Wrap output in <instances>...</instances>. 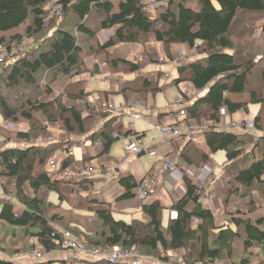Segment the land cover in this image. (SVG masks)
<instances>
[{"label":"trees","instance_id":"trees-1","mask_svg":"<svg viewBox=\"0 0 264 264\" xmlns=\"http://www.w3.org/2000/svg\"><path fill=\"white\" fill-rule=\"evenodd\" d=\"M152 1L166 5L145 11ZM47 2L0 0V48L15 50L14 56L0 62V194L4 195L0 197V264H19L12 261L19 254L63 251L62 232L76 237L87 250L120 247L138 261L118 264H152V259L167 264L170 254L184 264H252L249 256L254 249L262 255L256 263L264 264V219L248 216L259 208L256 198L264 203V0H64L59 14L50 19ZM111 29L115 33L101 42L99 34ZM149 38L162 45L170 62L182 47L187 52L195 48V54H187L177 64V76L170 81L160 84L165 73L157 72L123 83L120 93L126 105L132 101L142 106L149 97L153 100L168 88L187 84L195 95H204L184 107L185 119L213 128L222 125L223 112L248 117L249 106H258L251 131L222 133L223 205L231 197L248 201L246 214L236 212L239 217L232 218L230 226L217 225L185 174V196L167 209L175 210L177 219L165 226L166 208L159 201L139 206L144 220L127 223L114 219L109 204L73 202L61 190L66 182L48 176V161L57 151L77 147L78 139L100 144L96 157L104 171L111 145L130 133L123 134L116 125L120 115L101 106L107 92L87 91L86 81L78 79L99 75L100 60L113 75L140 72L153 62L146 51L133 62L108 50ZM26 41L32 46L19 48ZM60 77L69 82L54 94L52 87ZM175 151L181 162L197 168L208 160L192 141ZM90 161L86 154L80 160L70 154L60 163L59 172L82 170ZM94 181L88 177L68 183L90 194ZM118 184L125 190L118 200L132 199L136 180L128 174ZM50 191L57 193V205L48 201ZM63 203L71 205L74 213L64 211Z\"/></svg>","mask_w":264,"mask_h":264},{"label":"crops","instance_id":"crops-1","mask_svg":"<svg viewBox=\"0 0 264 264\" xmlns=\"http://www.w3.org/2000/svg\"><path fill=\"white\" fill-rule=\"evenodd\" d=\"M116 29L107 30L99 34L100 41L104 42L110 38ZM146 51L153 62L146 63L143 69L135 74L129 75H113L110 74L105 67L104 61H98L100 74L95 77L83 76L78 80L86 81V89L89 81H97L103 79L105 84H108L107 89L102 90H88L90 92H107L109 100L114 104V107L120 114L117 126L122 127L123 134L129 132L126 137L117 139L110 147L109 157L111 159L107 162L104 172L106 174L100 175V160L96 157L99 147L95 148L94 143L89 141H83L79 145L74 146L72 155L76 160H80L81 157L86 154L90 159L91 165L96 167V173L98 176L104 178V185L100 189L91 188L88 192L82 193L79 189L73 187L71 184H62L61 190L71 196L73 202L79 203L80 201L93 200L98 203L109 204L113 212V217L116 220H122L124 222H130L132 220H144V216L140 212L139 206L129 200H118L119 196L125 192V190L118 184L121 177L131 175L136 182L145 180L149 173L155 168L157 163H160L163 158L172 159L175 161L176 167L173 170L159 169L158 175L153 182L152 190L149 193L145 204L153 201H159L166 210L163 212L162 224L165 226L168 219V208L176 201L182 199L186 194V189L183 185V175L191 178L193 184L197 187V195L202 206L210 210L215 218L218 226H230L232 218H238L236 212L246 214V206L248 204L247 199L240 197H231L228 204L224 206L223 186L221 183L222 165L225 162V151L221 148L223 134L227 132H233L235 134H242L237 130H231L228 126L233 120L244 116L242 112H238L232 115H228L223 112L221 116L222 125L219 128H213L212 124H201L199 129L190 132H183L179 138L173 140V138H164L159 130V125H170L174 122L175 118L178 120L184 119L179 117L177 112L180 107L176 103V97L179 90L191 91V88L187 84L180 85L178 88H168L161 93H158L154 99L148 98L145 104L129 106L124 103V98L120 93L123 83L131 82L136 78L145 77L149 78L157 72L165 73L163 80L160 84L170 81L176 78V66L179 62L182 63L185 56L182 53H186L187 49L182 47L180 50L173 54L174 61L170 62L163 52L162 45L157 42H153L150 38L142 44H128L122 43L111 49L108 52L122 60L135 62L141 53ZM90 65L92 62L88 60ZM174 72L175 76L171 77V72ZM109 80L106 82V77ZM77 79H75L76 81ZM69 81L65 77H60L53 88V93H60ZM159 94H162L159 98ZM204 95V92L194 95L193 98L187 100L184 105L187 106L192 103L193 100ZM157 99V100H156ZM80 107L82 105L77 103ZM3 127H12L6 123H2ZM24 129V126H21ZM223 133V134H222ZM133 134L140 135L143 151L139 154H143L138 157L127 155L124 151L130 141H132ZM1 140V139H0ZM118 140L120 142L116 143ZM2 141V140H1ZM188 141H192L198 148H200L207 156L208 160L200 167L188 165L181 162L177 157L175 149H181ZM2 146V142L0 143ZM75 149H79L78 155L75 153ZM218 158V159H216ZM162 163V162H161ZM95 174V175H97ZM86 196L85 199V195ZM256 205L260 208L264 203L260 200V203L255 199ZM69 204L63 203L62 206ZM191 209V207H188ZM81 214V213H80ZM85 215H91L83 213ZM218 217V218H217ZM49 262L57 264L60 261H71L75 264L78 260H86L83 255L76 254L72 251H57L49 254ZM88 261V260H87ZM91 262L95 259H90Z\"/></svg>","mask_w":264,"mask_h":264},{"label":"built area","instance_id":"built-area-1","mask_svg":"<svg viewBox=\"0 0 264 264\" xmlns=\"http://www.w3.org/2000/svg\"><path fill=\"white\" fill-rule=\"evenodd\" d=\"M64 0H48L45 10L47 11V19H50L54 16H57L61 10L62 3ZM166 5L165 1L161 2H149L145 6V11H152L154 8L159 6ZM15 54V50L8 51L5 48H0V62H2L7 56L12 57ZM188 55H194L195 54V48L191 49L187 53H182V56ZM109 80V77H106V82ZM194 93L192 91H184L177 94L176 97V103L179 105L180 109L177 112L179 117H184V119L178 120L175 118L174 122L170 125H159V130L164 138H179L181 133L183 132H190L195 131L199 129V125L195 123L194 121L185 119L186 111L184 109V105L187 103V100L194 97ZM101 106L111 112L113 115L118 116L120 115L119 112L114 107V104L109 98L105 101H100ZM130 106H135L134 102H130ZM119 120V119H118ZM118 121L116 122V124ZM231 130H237L241 133L249 132L253 129V123L251 119H248L246 117H240L237 120H233L231 124L228 126ZM132 141L125 146L124 151L127 155L136 156L141 151H143V146L141 142L140 135L133 134ZM95 148H100V144L95 142L94 143ZM73 147L67 148L65 151L57 152L47 163L46 169L48 172V176L51 178V180L54 181H79L83 178H88L93 176L96 173V167L93 165L87 166L86 168L76 171V172H70L69 170L65 169L59 172L60 169V163L63 161L65 157L72 154ZM162 162V163H161ZM160 163H157L155 165V168L149 173L147 178L142 181L136 182L135 188L132 190V202L135 203L137 206H142L145 204L147 197L149 193L152 190V185L154 180L157 177V173L159 169L164 170H173L176 167L175 161L168 158H163ZM177 212L175 210H171L168 212V219L169 220H176L177 219ZM63 233V249L66 251H73L76 254L83 255L86 260L90 261V259H95V261L104 260L109 264H118V263H126L131 262L132 260L137 261V259H133L134 254L130 252L124 251L120 247L115 248H108L105 250L100 249H93V250H87L85 249L83 243L78 240L76 237L71 235L68 232H62ZM49 254L40 253V252H29L26 254H22L19 257H14L12 259L13 262H28V263H45L48 261ZM172 258V257H171ZM174 259L179 260V262L174 263L170 260L167 264H184V262L178 258L174 257ZM138 262V261H137ZM149 262H152V264H165L160 263L156 259H152ZM58 264V263H57ZM75 264H85L83 260H79ZM215 264H225L224 262H217Z\"/></svg>","mask_w":264,"mask_h":264},{"label":"rangeland","instance_id":"rangeland-1","mask_svg":"<svg viewBox=\"0 0 264 264\" xmlns=\"http://www.w3.org/2000/svg\"><path fill=\"white\" fill-rule=\"evenodd\" d=\"M26 43H27V45L25 46V42H24V44L23 45H20L19 46V44L17 45H13L12 46V48L11 49H15L17 46H19V48H21V49H25V50H27V49H29L31 46H32V43L30 42V41H26ZM24 47H26V48H24ZM175 76V74H174V72L172 71L171 72V77H174ZM107 86H108V84H105V82L103 81V79L102 80H100L99 78H97V81H89V83H88V86H87V89L88 90H102V89H107ZM173 89H175V88H173ZM159 98H161V96H163L162 94H159ZM157 100V99H156ZM248 110H249V112H248V117L249 118H252L255 114H256V112H257V110H258V106H256V105H251V106H249V108H248ZM243 117V116H242ZM8 128H10V127H8ZM10 129H13V127H11ZM57 136V131H54V136ZM2 141L0 140V143H1ZM118 142H120V140H118L116 143H118ZM20 145H25V143L24 142H20L19 143ZM1 146V145H0ZM6 146V145H5ZM75 151V153H76V155H78V151H79V149H75L74 150ZM57 152H60V151H57ZM56 152V153H57ZM55 153V154H56ZM216 159H218V158H216ZM89 166V165H88ZM100 175H104V174H106L104 171H102L101 173H99ZM90 178H92V179H95V181H94V183H93V188H96V189H100L101 187H103V185H104V182H103V180H104V178L102 177V176H98V174L97 175H93V176H91ZM68 182H66V183H62V184H67ZM61 184V185H62ZM68 184H70V183H68ZM24 190H25V192L26 193H29V190H28V188L27 187H25L24 188ZM4 195H2V194H0V197H3ZM257 199V202H259L260 203V199H258V198H256ZM48 201L50 202V203H52V204H58V202H59V200H58V195H57V193L56 192H54V191H50L49 193H48ZM61 208L64 210V211H68V210H71L73 213H74V211H73V209L71 208V205H67V206H62L61 205ZM249 216V218H251V219H264V205L262 206V207H260V208H258V209H256L252 214H250V215H248ZM218 218V217H217ZM35 246H36V242H35ZM73 252V251H72ZM45 254H47V253H45ZM20 255H22V254H19V255H17V256H15V257H19ZM177 255H179V253H177ZM49 256V255H48ZM170 256L172 257H170V260L172 261V262H174V263H177V262H179V260H176V259H174V257H176V254H170ZM247 256H248V254H247ZM261 252H258V250H256V249H254L253 250V253H251L250 254V256L249 257H253L252 258V264H257L256 262L261 258ZM225 264H229L227 261H223ZM19 264L21 263V264H40V263H28V262H18ZM46 263V262H45ZM45 263H42V264H45ZM47 263H49V262H47ZM131 263H137V261H134V260H132L131 261ZM49 264H52V262L51 263H49Z\"/></svg>","mask_w":264,"mask_h":264},{"label":"water","instance_id":"water-1","mask_svg":"<svg viewBox=\"0 0 264 264\" xmlns=\"http://www.w3.org/2000/svg\"><path fill=\"white\" fill-rule=\"evenodd\" d=\"M143 154L141 153V154H139V156L138 157H140V156H142Z\"/></svg>","mask_w":264,"mask_h":264}]
</instances>
